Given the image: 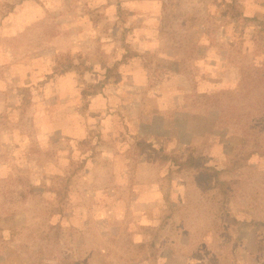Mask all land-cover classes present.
I'll return each instance as SVG.
<instances>
[{
	"label": "rangeland",
	"instance_id": "obj_1",
	"mask_svg": "<svg viewBox=\"0 0 264 264\" xmlns=\"http://www.w3.org/2000/svg\"><path fill=\"white\" fill-rule=\"evenodd\" d=\"M147 3L0 0V264H159L165 240L264 264L257 2ZM203 168L228 198L180 197Z\"/></svg>",
	"mask_w": 264,
	"mask_h": 264
},
{
	"label": "crops",
	"instance_id": "obj_2",
	"mask_svg": "<svg viewBox=\"0 0 264 264\" xmlns=\"http://www.w3.org/2000/svg\"><path fill=\"white\" fill-rule=\"evenodd\" d=\"M85 3V0H83ZM129 0L125 1V0H119V2H117L116 4V0H115V4L114 2H110L109 0H88L89 5L91 3H93L96 7V10H102V9H106L105 11H114L115 12L117 10H121L124 14V12H130L133 11V9L131 7L134 8V13L135 15L139 16L140 18H144L145 15H142L143 11L146 10L147 6V0L141 1V0H135L134 2H129L128 4H125L126 2H128ZM224 4L223 6H225V9H227L226 14H230L229 13V8L233 6H235V11L238 12V16L245 17L244 14L242 13V9H241V4H239L240 0H223ZM257 4L258 10H254L252 13H255L251 18L249 19H257L259 20V22H264V12H258L259 10L262 9L263 4H264V0H252ZM102 3V4H101ZM241 3V2H240ZM102 5V6H100ZM34 10H32V19H37L38 16L41 15L42 10H38L37 7H33ZM123 8V9H122ZM237 8V10H236ZM133 15V14H132ZM99 16V15H98ZM247 18V17H245ZM106 19V17H99L98 18V22L101 23V20ZM111 19V18H110ZM108 20V21H112V20ZM257 22L255 23V27L256 29H259L261 24ZM33 24V22H32ZM126 24V19L124 18V25ZM98 26H96L97 29ZM262 28H264V25L261 26ZM33 28V26H32ZM95 29V28H94ZM132 29H135V27H133ZM124 30H126L125 26H124ZM188 31L191 32L190 29H188ZM236 45H242L239 43H244V40L241 39H235L234 40ZM200 46H205L204 44H200ZM109 112H111V108L108 107L107 109ZM65 201H67L65 199ZM64 201V202H65ZM63 234V233H62ZM65 235V234H64ZM195 247V248H194ZM193 248L190 246L189 248H180L179 252H176L174 250L171 249H162V252L160 253V260H159V264H228L225 261H214V257L211 255L209 248H205V246H198L196 247V245ZM187 249V250H186ZM145 253V252H144ZM61 264H65V263H61Z\"/></svg>",
	"mask_w": 264,
	"mask_h": 264
},
{
	"label": "trees",
	"instance_id": "obj_3",
	"mask_svg": "<svg viewBox=\"0 0 264 264\" xmlns=\"http://www.w3.org/2000/svg\"><path fill=\"white\" fill-rule=\"evenodd\" d=\"M12 7H14V6H12ZM229 9H230L229 10L230 14H233L235 17L238 16V12L235 11V6L232 5V7ZM244 20L246 22L254 23V24L259 22V20H257V19L244 18ZM259 23L261 24V26L264 25L263 21L259 22ZM255 33H256V36L254 37V39L257 40V38H258V40L260 41L261 39L264 38V28L260 27L259 29H257L255 31ZM249 34H250L249 32L246 33L243 31L241 34L242 35L241 40L246 41L245 39L250 37ZM108 71H109V69H108ZM188 166L190 167V163L188 161L179 162V168L177 169V173H180V174H183L184 176H186L185 171L190 169ZM203 171L204 172H202L201 174H198V177H200L198 179L199 180L202 179L203 182L199 183L197 186L190 185V187H188V188L187 187L186 188H179L178 192L181 194L180 197L185 199V196H188L190 199H201V200L207 199L210 201H216L222 197L224 199L228 198L229 197L228 183L230 184V182L220 181L217 178H216L217 183L210 182L213 172H211V170L206 169V168H203ZM186 179H188V176L186 177ZM169 193H170V191H169ZM180 208H182V205L180 206ZM180 208H172L171 211L174 212V214H175V212H178V213L182 212ZM158 212H160V211H158ZM180 214H183V213H180ZM183 227L186 228V226H184V224H183V220H181L180 223L178 221H176V229L177 230L174 234H177L178 232H180L183 229ZM164 245H165V249H167L166 248L167 247L166 240L164 242ZM195 245H196V247H198L199 243L198 244L193 243L191 247L193 248ZM184 247L189 248V246H184Z\"/></svg>",
	"mask_w": 264,
	"mask_h": 264
}]
</instances>
